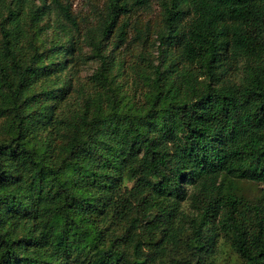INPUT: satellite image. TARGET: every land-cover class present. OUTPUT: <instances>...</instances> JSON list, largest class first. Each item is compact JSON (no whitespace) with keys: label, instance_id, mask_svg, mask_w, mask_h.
I'll return each mask as SVG.
<instances>
[{"label":"trees","instance_id":"obj_1","mask_svg":"<svg viewBox=\"0 0 264 264\" xmlns=\"http://www.w3.org/2000/svg\"><path fill=\"white\" fill-rule=\"evenodd\" d=\"M152 36L122 88L107 47ZM0 121V264H212L221 234L264 264V201L234 183L264 190V0H105L85 29L64 0H0Z\"/></svg>","mask_w":264,"mask_h":264},{"label":"rangeland","instance_id":"obj_2","mask_svg":"<svg viewBox=\"0 0 264 264\" xmlns=\"http://www.w3.org/2000/svg\"><path fill=\"white\" fill-rule=\"evenodd\" d=\"M67 3H71V6L75 12V14L78 17V20L83 27V29L87 28L90 25H93L97 22L98 17L101 13L102 8L104 7L105 0H64ZM150 12L144 17L146 19H150L154 21L155 23H159L161 21V13H162V6L158 2V5H156V8L153 10V12ZM53 18V21H52ZM47 16L43 19L40 28L37 29V32H39L40 39H50L54 36L56 32V27L54 25H57V22L55 21V15L53 17ZM51 23V26L49 25ZM53 23V25H52ZM49 25V27H48ZM117 34V30H114L112 32L111 39H114V36ZM134 33H129V37H133ZM56 39V38H55ZM157 44L158 42H155V36H152L151 40H142V41H135L130 45V49L128 50H112L111 47L108 46L106 49V53L111 54L112 57L114 55H117L118 59H121L123 61V69H117V80L123 84L122 88L129 91L130 89V82L132 81L127 75V72L125 71V67H127L132 61H134L140 52L148 53L152 57L156 58L157 56ZM82 58L79 61V63L76 65V78H75V84L73 93H78L82 90L84 92L89 87V82L92 74L99 70L101 66V62L98 57H95L93 53L92 46L90 44H87L86 42L83 43V52H82ZM116 69V68H115ZM114 69V71H115ZM129 81V82H128ZM90 90V89H89ZM131 90V89H130ZM1 124V121H0ZM234 183L236 185V188L238 190L239 195L244 200H249L252 203H263L264 201V190L263 186L260 183L244 179V178H238L234 180ZM188 187V186H187ZM183 208L187 213H193V208L191 207L189 202H182ZM218 246L216 253L210 260V263L212 264H237L238 258L237 256L232 252L229 246L228 240L225 238L223 234H221L218 238Z\"/></svg>","mask_w":264,"mask_h":264}]
</instances>
